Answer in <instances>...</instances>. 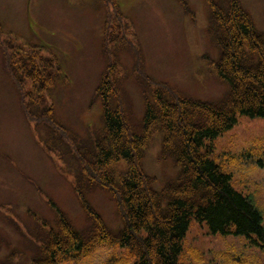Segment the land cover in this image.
<instances>
[{
  "label": "rangeland",
  "instance_id": "374dc122",
  "mask_svg": "<svg viewBox=\"0 0 264 264\" xmlns=\"http://www.w3.org/2000/svg\"><path fill=\"white\" fill-rule=\"evenodd\" d=\"M184 1L0 0L2 28L28 44L40 45L44 57H55L59 64L53 66L51 59L50 88L39 90L29 82L25 86L31 91L29 112L51 116L52 108L55 120H29L0 47V264H33L44 257L47 239L60 232L56 208L84 240L96 233L77 186L113 235L123 228L111 194L90 183L81 162L96 160L105 132L98 88L106 76L118 90L117 97H110L111 106L121 104L136 136L145 134L146 101L153 102L159 88L166 87L171 101L191 98L218 104L227 97L230 85L216 71L221 49L210 27L209 4ZM216 1L228 5V0ZM241 2L264 33V0ZM162 137L161 131L153 133L149 145L140 150L156 191L180 172L174 158L161 156ZM208 147L230 175L232 186L249 195L264 218V117L240 114L233 127L206 139L201 151ZM136 260L130 248L116 241L70 254L58 264H135ZM179 262L264 264V248L245 235L211 233L205 221L193 217Z\"/></svg>",
  "mask_w": 264,
  "mask_h": 264
},
{
  "label": "trees",
  "instance_id": "16d2710c",
  "mask_svg": "<svg viewBox=\"0 0 264 264\" xmlns=\"http://www.w3.org/2000/svg\"><path fill=\"white\" fill-rule=\"evenodd\" d=\"M206 1L211 9L210 27L221 49L216 71L230 85L227 97L218 104L191 98L171 101L164 89H158L154 101L146 102L145 134L136 136L121 107L110 105L117 89L107 76L99 85L105 133L98 141L96 160L84 164L83 170L94 184L110 191L124 226L113 235L79 192L84 208L95 221L96 233L84 240L56 208L61 231L51 235L45 256L33 264H58L72 253H85L95 245L116 241L137 256L135 264H181L182 241L193 217L205 221L211 233L245 235L264 248L262 211L249 195L232 186L230 175L217 164L211 147L201 151L206 139L233 127L240 114L264 117V33L257 30L240 0H228L226 7L216 0ZM180 2L185 4L184 0ZM3 33L0 25L5 66L32 118L30 93L25 86L31 82L39 90L50 88L54 80L52 61L41 54L38 45L16 37L5 39ZM154 131L163 133L162 156L172 157L180 165L177 179L160 191L152 188V178L141 163V147ZM120 161L125 162V168L118 166Z\"/></svg>",
  "mask_w": 264,
  "mask_h": 264
}]
</instances>
